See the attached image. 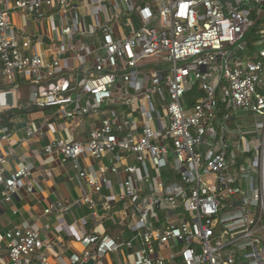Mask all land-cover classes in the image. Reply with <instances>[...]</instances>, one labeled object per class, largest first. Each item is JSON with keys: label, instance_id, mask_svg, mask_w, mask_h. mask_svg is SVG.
Masks as SVG:
<instances>
[{"label": "built area", "instance_id": "obj_1", "mask_svg": "<svg viewBox=\"0 0 264 264\" xmlns=\"http://www.w3.org/2000/svg\"><path fill=\"white\" fill-rule=\"evenodd\" d=\"M14 8L36 22L60 17L57 55H30L31 38L0 7V94L17 104L22 78L28 107L100 118L87 142L45 150L71 163L84 188L46 214L88 206L94 220L114 224L120 214L117 238L81 233L85 251L72 264L112 254L125 264H264V27L248 50L264 0H16ZM192 91L201 94L194 102ZM88 156L110 158L99 177L82 168ZM7 163L0 152V198L12 204L35 187L28 166L7 175ZM110 174L123 177L107 198L122 210L106 201L99 215L95 198L112 186ZM5 241L0 264H51L35 227Z\"/></svg>", "mask_w": 264, "mask_h": 264}, {"label": "crops", "instance_id": "obj_2", "mask_svg": "<svg viewBox=\"0 0 264 264\" xmlns=\"http://www.w3.org/2000/svg\"><path fill=\"white\" fill-rule=\"evenodd\" d=\"M16 0H0V7L8 10L11 21L21 35L32 40L29 54H38L46 60H52L57 55V43L61 19L53 15L50 19L36 22L34 17L14 8ZM46 15H50L44 9ZM53 27L57 28L56 29ZM54 41V42H53ZM62 65L73 69L77 62L72 58H63ZM1 68V63H0ZM2 83V79H0ZM20 100L24 97L30 99L32 88L27 89L18 85ZM85 100V99H84ZM83 100V101H84ZM128 108H120L127 110ZM51 110V109H47ZM100 118L88 116L85 119L68 120L59 114L58 108L52 112L35 110L27 115L17 117L12 121V127L0 129V152L8 154L6 174L22 166L31 170L30 181L35 190L31 193L21 192L14 197L13 203L3 202L0 198V242L6 243L5 235L15 228L30 225L39 230L41 238L49 248L43 252L51 264H72L74 256H82L85 249L81 244V233H97L117 238L121 231L118 224L120 214L116 216L117 224L111 220L98 222L92 218V211L88 206H79L68 213L54 211L46 214V210L59 202L77 199L84 190L78 173L72 164L65 162L56 154H47L46 148L58 141L87 142L90 132L99 125ZM31 133V134H29ZM81 166L89 173L99 177L102 164H110V158L97 161L90 156L83 157ZM112 182L111 187L103 189L102 196L96 197L97 213L103 215L102 204L108 201L116 211L122 210V205L107 200L113 194L120 193V181L123 177L112 174L108 176ZM128 261H132V252L127 251ZM100 264H125L122 255L112 254L104 258Z\"/></svg>", "mask_w": 264, "mask_h": 264}, {"label": "trees", "instance_id": "obj_3", "mask_svg": "<svg viewBox=\"0 0 264 264\" xmlns=\"http://www.w3.org/2000/svg\"><path fill=\"white\" fill-rule=\"evenodd\" d=\"M264 27V21L261 19L257 20V25L254 29L251 30V32L248 35V50L249 53L253 51L255 43L259 40L260 38V31ZM19 85L20 87H29V84L22 78H19L17 81V86ZM4 89V85L0 83V90ZM201 94L196 91H192L189 93V101H193L197 96H200ZM27 96V93L25 94ZM24 96V97H25ZM24 97L16 104L15 107L4 110L0 112V129L5 128V127H12V121L17 118V117H22L27 115L31 111H35L36 109L30 108L27 106L28 102L27 99ZM193 103H190L189 105H192Z\"/></svg>", "mask_w": 264, "mask_h": 264}, {"label": "water", "instance_id": "obj_4", "mask_svg": "<svg viewBox=\"0 0 264 264\" xmlns=\"http://www.w3.org/2000/svg\"><path fill=\"white\" fill-rule=\"evenodd\" d=\"M15 98L12 92L0 94V112L2 108H13L15 107ZM85 264H94V260H89Z\"/></svg>", "mask_w": 264, "mask_h": 264}, {"label": "rangeland", "instance_id": "obj_5", "mask_svg": "<svg viewBox=\"0 0 264 264\" xmlns=\"http://www.w3.org/2000/svg\"><path fill=\"white\" fill-rule=\"evenodd\" d=\"M83 105H86V99L83 101ZM46 112H52V109L51 110H45ZM77 119H80V118H77ZM76 119V120H77ZM85 119V118H84ZM170 158H174V154L173 152H170Z\"/></svg>", "mask_w": 264, "mask_h": 264}]
</instances>
